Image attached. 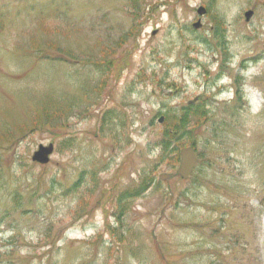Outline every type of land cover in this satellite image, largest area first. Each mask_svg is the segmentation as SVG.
Instances as JSON below:
<instances>
[{
    "label": "rangeland",
    "instance_id": "1",
    "mask_svg": "<svg viewBox=\"0 0 264 264\" xmlns=\"http://www.w3.org/2000/svg\"><path fill=\"white\" fill-rule=\"evenodd\" d=\"M263 213L264 0H0V264H264Z\"/></svg>",
    "mask_w": 264,
    "mask_h": 264
},
{
    "label": "water",
    "instance_id": "2",
    "mask_svg": "<svg viewBox=\"0 0 264 264\" xmlns=\"http://www.w3.org/2000/svg\"><path fill=\"white\" fill-rule=\"evenodd\" d=\"M250 13H247L248 17ZM52 151V146L49 145L47 147L40 146L39 150L34 153L33 160H37L39 162L45 163L48 160V155ZM181 162L177 169V173L183 177H186L187 174L192 170L195 164V156L193 150L191 148L182 149L180 152ZM166 175H161V178H165Z\"/></svg>",
    "mask_w": 264,
    "mask_h": 264
}]
</instances>
